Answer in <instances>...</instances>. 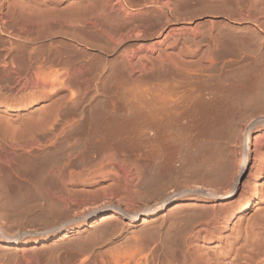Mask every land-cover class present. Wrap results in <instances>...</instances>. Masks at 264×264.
I'll use <instances>...</instances> for the list:
<instances>
[{"label":"bare ground","instance_id":"6f19581e","mask_svg":"<svg viewBox=\"0 0 264 264\" xmlns=\"http://www.w3.org/2000/svg\"><path fill=\"white\" fill-rule=\"evenodd\" d=\"M209 1L232 10L250 0ZM65 2L0 0V264H264V222L242 247L227 234L264 198L262 81L226 96L215 71L204 73L212 58L192 40L176 42L165 57L153 56L157 43H142L121 56L124 68L106 61L124 39L146 36L157 14H178V0H92L76 8ZM256 21L260 28L264 14ZM255 38L264 48L259 31ZM159 65L168 66V87L154 75ZM179 69L203 84L194 95L181 89ZM137 72H154L152 90L130 95L103 87L109 74ZM251 104L262 114L243 127L239 109ZM133 139L150 154L142 160L146 149L137 162L131 155L130 167L121 153ZM204 146L221 151L205 162ZM80 161L76 174L57 173ZM181 171L182 179L173 175ZM105 172L115 173L120 187L97 197L101 205L72 194ZM247 172L252 180L243 184ZM241 188L248 190L235 198ZM85 234L89 243L80 241ZM70 243L77 253L66 262L59 250ZM214 246L220 256L208 252Z\"/></svg>","mask_w":264,"mask_h":264},{"label":"rangeland","instance_id":"374dc122","mask_svg":"<svg viewBox=\"0 0 264 264\" xmlns=\"http://www.w3.org/2000/svg\"><path fill=\"white\" fill-rule=\"evenodd\" d=\"M90 1L88 2V0H75V1L67 0L65 4L66 6H71V8H76L82 5L83 6L90 5L91 4ZM253 2L252 0H250L240 5L238 3H234L232 5L233 7L232 10H229V9H224L225 8L224 6H223L224 8L219 6V4H216L217 2L213 3L209 0H178L177 3L180 8V12L178 14L168 15L167 17H165L164 15L157 14L155 18H152L149 21V33L146 34V36L142 38L131 36L129 38L124 39L121 43L117 44L114 48L112 49L110 48L108 50V54L107 56H105L106 61L109 60L111 63L110 65L113 67H123L124 68V64H123V60L121 59V56L127 53L128 51H130L131 49L137 50L139 48V45L142 43H147V44L157 43L153 56L155 55L154 57H158L159 56L158 54H160L165 57L166 54L170 52L169 49L171 50V48L176 47V44L178 42L181 43L186 40L187 41L192 40L200 44L201 46L200 54L204 53V55H207V56L209 55L212 58V62H209L211 60H209L208 58L205 59V62H204L206 64L205 68H207L208 64H211L212 67L208 68L207 70H204L205 71L204 73H210L212 71L213 72L215 71L213 75H215L217 78H220L224 86L226 84L229 85V87H224V86L221 87V90L224 92L226 96H230V97L237 96L238 89L240 91L242 89H244V91H249L250 89L252 90V88H255L256 84L258 85L260 81H262L261 85L264 86V83H263L264 82L263 80L264 79V48H259L260 47L259 41L255 38V32H258V31L261 33V35L264 36V24L261 25L259 28V26L257 25V21H256L257 18L259 19L264 14V11L261 8L264 5V0H261L260 3L257 2L258 6L259 5L261 6V4L263 3L260 9L257 8L255 1ZM248 3L252 5H249ZM256 14L258 15L260 14L259 17H256L258 16ZM168 32H172L171 33L172 35L170 37L169 36L166 37ZM164 38L165 40L163 42L158 43L160 40H163ZM258 48L260 49V51ZM211 55H213L214 57ZM113 60L114 62L112 63ZM161 66L162 65L157 66L158 67L156 69L157 72L154 75L157 76V79H159V81L160 80L162 81L161 83L162 85L163 83H165V86L168 87L169 84L164 81V78L169 76L168 66L167 67L166 66L161 67ZM180 70L182 72H180ZM178 71L180 73L178 74L176 70L175 74L176 73L177 74L175 76L177 80L179 81V83H182L180 84L182 87L181 89L182 90L184 89V91H186V94L188 93L187 95L192 96L190 94L194 95L195 93L199 91L197 89L202 88L203 84L198 79H196L197 77L192 78V75L186 72V70L179 69ZM183 72L185 74H183ZM153 73L149 72V73L143 74V73L137 72L135 75H132V76H130L129 74H123L117 77L109 74L108 76H105L103 78L104 80L103 87L104 89L107 90V92L109 91L112 92L113 89L115 91L119 89V91H122L130 95H133L134 93L136 94L137 91L139 90L141 91L142 90L143 91L152 90L154 86V81H155L154 77H151V76H154V75H151ZM260 77H261V80H260ZM2 85H4V83H2ZM252 85L253 87H251ZM195 86L196 87L199 86V87L196 89ZM1 91L4 92L6 90L2 89ZM261 91L262 92L264 91V87L262 88ZM130 99L132 101V97ZM149 101L148 103H150ZM252 107H254V105L252 106V104L250 107L248 105L247 106L242 105L239 109L237 117H239V114H241V112H243V114H246L245 120L243 122L244 124L243 127L249 126L252 120H254L256 117L262 114L261 112L256 111L255 108L252 109ZM33 108H34L33 110L36 111L35 109L36 107L34 106ZM247 110L249 111L247 112ZM247 113L249 116L247 115ZM250 113L252 114L250 115ZM63 114L62 116L64 118H71L70 116L73 117V115L69 111H63ZM66 115L68 116L66 117ZM198 128L201 131L204 130L202 129L201 126H198ZM226 129L229 130V127ZM133 145L134 147L135 145L137 147L134 148ZM138 145H139L138 142L137 141L135 142V139H133L127 144L126 150L121 153V159L125 160L129 165L131 164L130 167H135L133 165H135V163L137 162L136 160L140 158L142 159L143 152L145 153L148 150L147 149L148 147L144 145L141 147L140 145L139 146ZM4 147L7 148V146H4ZM129 147L133 151L132 150L129 151L130 150ZM132 147L136 150H134ZM172 151L173 150L171 149L169 152L172 153ZM219 151H221L220 147L204 146L200 157L205 162H207L208 160L211 161L213 159V156L219 153ZM126 152L128 153L124 154ZM134 153H135V156H134ZM136 154H138V156ZM140 154H142V156ZM149 154H150V151L147 152V154H144V157L142 160L146 158L145 155L148 156ZM131 155L133 156L132 158L135 157L134 160L136 162L132 161ZM5 156H6V153L4 151V148H0V159H2L0 160V163L4 162ZM71 164H69L70 166L69 165L60 166L61 167L60 170H58L59 167H57L54 169L53 173L56 174L55 172L56 170H58L57 173L59 174V172L62 170V172L64 173L63 175H65L70 170L71 172L73 171L76 174L78 171H74L75 169H77L75 167L77 166L79 168L78 170H80L81 167L83 166V164H81V161L77 163L78 165L75 163L74 164L71 163ZM71 166L73 167L72 168L73 170L70 169ZM107 171L109 172V170ZM251 171H253V168ZM108 172H105V174H103L102 176L97 177L96 181H94V179H91L90 180L91 185H87L85 187L77 186L76 188H73L71 192L73 191L74 192L72 194H74L76 198L86 197L88 199H91L92 202H90L91 200L88 201L89 204L91 205L93 204L90 207H93V206L96 207L99 204L101 205L102 204L101 202H99L97 205L94 202L96 200H99V198L102 197L103 193L114 191L117 188L119 189L120 187L119 182L117 180H114L116 177L115 173L112 174L113 172H110L109 173L110 175H109ZM184 174L185 173L181 171L178 174L176 173L173 175L179 176L182 179L185 176ZM193 174H194V171H193ZM105 175H107V177ZM251 180L252 178L249 176V172H247L242 179V183L246 184L247 182H251ZM200 181L202 182H199V183L203 184L204 180H200ZM20 185H21L20 189L24 190L22 187H24L25 184H20ZM52 186L56 187L57 185L56 183L55 184L53 183ZM56 188L62 189V186L59 185ZM247 190H248L247 188H241L240 192L237 194L235 198H239V196L245 194ZM121 191L122 189L120 190V192ZM122 195L126 197V195H129V194H127L123 190ZM131 196L134 200H138L136 199L138 198L137 193L131 192ZM176 202L177 201H174L173 205L176 204ZM73 211H75V209L71 211L72 214H73ZM248 222H251V223L247 224ZM263 222H264V198L262 199V204L259 205L258 208L255 207L254 209H252V211L249 213V216H247L246 222L238 223L237 226L230 228L227 234H229L230 235L229 237H231L232 239L231 243H235L237 240L239 241L240 246L242 244L245 245L244 237H246V234L247 235L253 234V233L260 234L262 232V228L260 227V225ZM152 231H156V230L151 228L149 232L147 233L153 234ZM86 235L87 234H85L84 236H81L82 240L80 239V241L85 240L84 241L85 243H89L87 242ZM241 241L242 242L244 241V243L241 244ZM77 242L78 241L76 240V243ZM76 243L75 245H73L72 243L67 244V246L64 245L63 246L64 248L61 247V249L59 250V253L62 254V258L64 261L66 262L67 260L70 261L69 259H71L73 255L74 256L76 255L77 253ZM93 245L97 246L96 244H93ZM73 246L75 248H73ZM208 252L214 256H220L223 253V251L220 250L219 247L215 248V246L213 248H208ZM65 257L66 258L68 257L69 259L68 258L66 259ZM43 264H48V262L44 261Z\"/></svg>","mask_w":264,"mask_h":264}]
</instances>
